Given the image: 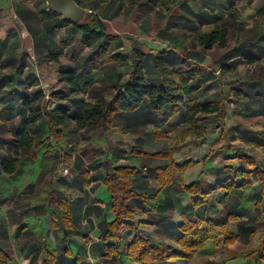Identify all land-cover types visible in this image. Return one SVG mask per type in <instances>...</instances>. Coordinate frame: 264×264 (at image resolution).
Returning a JSON list of instances; mask_svg holds the SVG:
<instances>
[{"label": "crops", "instance_id": "crops-1", "mask_svg": "<svg viewBox=\"0 0 264 264\" xmlns=\"http://www.w3.org/2000/svg\"><path fill=\"white\" fill-rule=\"evenodd\" d=\"M75 1L86 13L99 18L106 34L116 37L110 51L143 55L142 68L149 83L159 85L162 81L155 64L159 61L176 72L197 69V89L182 95L180 110L175 113L152 112L144 102L137 111L116 114L108 131L93 123L78 126L70 122L56 145L59 152L46 135L38 140L43 144L37 149L45 143L47 148L42 152L36 149L33 159L22 151L16 155L14 138L7 141L0 136V144L4 143V154L0 155V252L8 264H135L125 253L136 233L152 243L179 250L178 241L184 236L181 225L196 217L204 224L203 246L189 259L171 258L156 264H264V255L258 258L256 254L264 242L262 8L240 13L237 24L229 29L216 11H201L198 5L207 4L199 0H192L199 10L189 12L181 10L182 2H175L176 14H167L163 5L147 0L133 4L124 0ZM152 14L159 21L150 29ZM64 22L45 0H0V64L9 60L17 66L25 60L24 74L18 78L38 80L37 88L43 92L42 87L52 82L49 94L67 96L61 102L51 100L53 107L48 109L61 106L78 114L85 104L114 98L117 87L129 80L133 62L129 59L93 69L91 62L100 45L84 46L80 30ZM215 25L229 30L228 45L204 50L196 36ZM236 47L255 58V63L260 62L262 69L247 74V67L255 63L247 64L241 53L233 52ZM216 50L217 59L210 54ZM52 51L60 52L56 61L46 58ZM43 64L55 68L53 79L47 82L37 70ZM12 72L9 67L2 74ZM62 73L73 77V83L61 79ZM235 91L242 97L241 103L232 96ZM222 98L228 101L220 127L214 114L193 118L192 123L202 130L188 124L187 101L202 104ZM229 101L235 102L230 109L226 105ZM3 108L5 104H0V112ZM17 119L12 127L22 129ZM248 119H254L255 126L246 127L243 121ZM0 124V128L11 130L7 122ZM191 128L193 132H189ZM155 131L163 137L154 138ZM160 153L169 156H156ZM242 155L254 164H248ZM12 159L15 166L8 172L2 163ZM185 164L189 166L183 169ZM117 166L135 171V197L129 203L133 221L120 229L118 238L106 239L114 216L111 197L102 182ZM169 166L171 181L161 187L157 173ZM256 168L261 177L252 172ZM194 183L200 189L195 199L185 191ZM202 196L203 203L194 209L193 201ZM228 238L233 239L225 242ZM108 245L116 247L119 256L109 254L105 250Z\"/></svg>", "mask_w": 264, "mask_h": 264}, {"label": "trees", "instance_id": "trees-1", "mask_svg": "<svg viewBox=\"0 0 264 264\" xmlns=\"http://www.w3.org/2000/svg\"><path fill=\"white\" fill-rule=\"evenodd\" d=\"M105 2L106 0H98ZM131 4L137 0H124ZM152 5H165L169 0H147ZM77 2V1H76ZM78 3V2H77ZM80 5V4H78ZM65 24L68 22H64ZM80 30L82 37L81 43L86 47H93L99 44V48L94 55L91 62L93 69L98 68L101 64L115 63L122 64L129 59L132 60L133 66L130 73L129 80L117 87V95L110 100H99L96 102L88 103L82 106L80 113H72L69 109L61 106L55 109H48V101L42 90L37 88L39 86L38 80L24 81L17 76L23 75L26 63L25 60L21 64L14 66L15 63L2 62L0 64V104H5L0 112L19 118V123L22 129L10 130L13 134V143H16L15 154L22 151L24 155L30 159L35 157V150L40 146L38 140L45 138L46 135L51 137L55 145H59L63 137V128L70 122L82 126L85 123H93L97 127L105 131L113 127V120L116 114L121 112H133L139 110L144 102H148L152 112H162L169 110L175 113L180 110V101L182 95H189L193 93L197 87L196 83L200 77V72L197 69L187 70L183 72H176L163 67L159 61H156V67L161 73L162 81L159 85L149 83L144 75L142 68L143 55L140 52H133L131 55L114 53L110 51L109 47L112 41L116 40L115 36L106 34L105 29L99 18L92 14L86 13L85 18L75 24ZM238 31V28L236 29ZM199 46L204 50H209L217 45L220 48H225L228 45L229 30L226 27L215 25L208 31L197 34ZM233 52L243 55V59L247 64L255 63L256 59L245 55V52L236 47ZM60 52L52 51L46 58L56 61ZM13 68L10 75L2 74L4 69ZM224 69L226 67H223ZM30 76L27 72V78ZM30 78V77H29ZM61 79L73 83V77L69 74H61ZM36 89L34 92L30 88ZM7 89V91H5ZM232 96L239 102H242V97L238 92H233ZM66 95L61 92H54L50 94V100L61 102L66 99ZM228 101L222 98L220 101H208L202 104L197 103L195 100H189L185 103L186 108L190 112V119L188 124L196 130L204 128L192 123V120L197 115H211L214 114L216 121L220 123L225 117L224 103ZM6 119V118H5ZM42 124H45L42 126ZM40 128V129H39ZM189 132H193V129ZM0 128V132H1ZM157 131L154 132V138H160ZM156 156L168 157L166 153H160ZM248 164H254V161L242 155ZM62 158L66 159V155L62 154ZM15 160L2 163V167L6 171H12L15 166ZM189 164H185V169ZM182 169V170H183ZM171 170L169 166L164 170L158 171L157 181L161 187H164L171 181ZM254 174L259 175V169H255ZM135 171L128 166H117L113 169L110 175L103 179L108 194L111 197V212L114 216L113 221L108 225L105 238H118L120 229L128 223L133 221V210L130 206V201L135 197L133 191V177ZM167 176L166 181L163 182V177ZM185 191L193 198L200 193L199 186L194 183L185 187ZM204 201V196L200 199L193 201V208H197ZM209 224H207L208 226ZM180 230L184 236L178 241L179 250L170 247H164L160 244H155L143 238L139 234H135L133 240L128 244L126 249V257L135 264H156L166 262L171 258L189 259L193 255V251L203 246L204 237V224L203 221L196 217L192 222H184ZM233 238L225 239V242L231 241ZM105 250L110 254L119 256V250L113 245H108ZM258 258L264 255V242L256 250ZM9 260L0 252V264H8Z\"/></svg>", "mask_w": 264, "mask_h": 264}, {"label": "rangeland", "instance_id": "rangeland-1", "mask_svg": "<svg viewBox=\"0 0 264 264\" xmlns=\"http://www.w3.org/2000/svg\"><path fill=\"white\" fill-rule=\"evenodd\" d=\"M199 1L200 2L204 1L207 4L206 7H204L205 5L204 6H202L201 4L198 5V6L202 7V9L204 8L203 10L200 8L201 11H206V12H211V13L216 11L217 12L216 16L220 17L221 18L220 21L223 22L224 24L228 25L229 29H232L234 27V24L235 25L237 24L236 21H237L238 16L240 15V13H243L244 11H246L245 12L246 14H249L252 9L255 10L259 6V8H262L259 10L264 12V0H209V1L199 0ZM142 2H144V1L143 0L139 1V3H142ZM175 2L176 3L182 2L181 10L184 12H189V11H193V10L198 11L199 10V7L192 0H169V2L167 4L163 5L162 10L164 12H167V14L172 13V12L175 14L178 13L179 9L178 8L175 9V5H174ZM203 16H204V14H200V17H203ZM209 16L210 15H208V14L206 15V17H209ZM150 18H151L150 19V25H151L150 27L151 28L150 27L149 28L153 29L155 27V24L157 23L156 20H158L159 17L156 18L155 15L152 14L150 16ZM108 30L111 31L110 27H108ZM123 51L121 50L119 52H123ZM217 52L218 51L216 50V51L210 52V54H211V56H214V58L217 59L219 56V54H217ZM28 56H29V54H28ZM29 57H27V58H29ZM260 65H261L260 62H257V63H255V65L248 66L246 69L247 74L255 71L256 68L261 70L262 68ZM28 66H29V68L31 67L30 62L28 64ZM37 70H38V74H39L40 78L45 82H47V80H52L53 76L55 74L54 65H51V64L40 65L37 67ZM237 71H238V69H237ZM47 83H48V86H43L42 88L44 90L45 98L48 101L47 107L52 108L53 103L50 100V94L48 93V91L53 86V83L52 82H47ZM232 103L234 104L235 102L229 101L226 103V105L229 107V109L232 108L231 107ZM4 121L7 122V124H9V128L12 129L13 128L12 126L18 122V119H17V117H14L13 115L11 116V114L6 115L3 113L0 116V123L4 122ZM243 123L246 127L255 126L254 119L244 120ZM0 136L3 138L5 137L7 139V141H10L11 138H13V134L10 131L4 130V129H1ZM42 144L43 143H40V145H42ZM46 148H47V143H45L43 145V147H40L39 150L38 149L37 150L42 152ZM54 148H55L56 153H58L59 152L58 147L55 144H54ZM60 150L62 151V149H60ZM251 150L254 151L253 148H251ZM2 154H4V143L0 144V155H2Z\"/></svg>", "mask_w": 264, "mask_h": 264}, {"label": "water", "instance_id": "water-1", "mask_svg": "<svg viewBox=\"0 0 264 264\" xmlns=\"http://www.w3.org/2000/svg\"><path fill=\"white\" fill-rule=\"evenodd\" d=\"M48 8L64 21L77 24L86 16V10L75 0H45Z\"/></svg>", "mask_w": 264, "mask_h": 264}]
</instances>
